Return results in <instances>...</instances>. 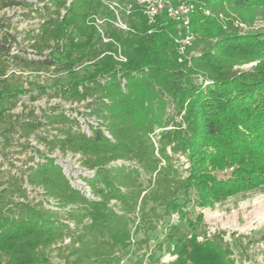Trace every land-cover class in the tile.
I'll return each mask as SVG.
<instances>
[{"label":"trees","instance_id":"obj_1","mask_svg":"<svg viewBox=\"0 0 264 264\" xmlns=\"http://www.w3.org/2000/svg\"><path fill=\"white\" fill-rule=\"evenodd\" d=\"M168 1L194 11L184 55L173 41L183 34L177 23L160 14L149 25L134 0H42L29 14L40 18L36 29L25 33L34 57L19 55L0 17V121L21 95L7 89L15 63L67 76L38 86L32 101L53 90L97 122L86 121L88 134L53 105L1 136L3 146L26 151L32 138L49 153L78 156L92 174L81 177L87 196L38 148L24 170L9 165L0 264H162L165 254L170 264H236L233 243L222 232L208 236L203 215L187 207L264 191V26L241 27L264 18V0ZM21 6L29 4L0 0V12ZM159 227L163 236L153 241Z\"/></svg>","mask_w":264,"mask_h":264},{"label":"rangeland","instance_id":"obj_2","mask_svg":"<svg viewBox=\"0 0 264 264\" xmlns=\"http://www.w3.org/2000/svg\"><path fill=\"white\" fill-rule=\"evenodd\" d=\"M29 6H21L18 8H6L0 12V17H4L7 21H3L2 26L8 23L10 26L2 28V31H8L12 36H15L14 47L22 57L29 54L34 57L29 49V41L25 33L29 30L36 29L39 22V16L31 13V9L42 6V0H25ZM121 14L128 15L131 12L130 6H121ZM23 13V14H21ZM27 15V16H26ZM264 26V18L262 15L255 17L251 26H241L243 31L250 29H259ZM28 56V55H26ZM251 66H241L240 69H248ZM28 71L17 67L15 63L8 66L7 70V89L11 92L19 91L21 95L16 101L15 107L6 113L3 120L0 121V160L5 162V166L0 168V190L6 182L9 181L8 169L9 165L18 169L24 170V165L29 162V157L37 155L34 152V147L38 148L42 154L50 157H55L58 161L65 164L69 170V179L75 187L81 186L80 177L83 175L77 157H59L57 153H49L35 142H29V149L23 151L16 145L3 146L1 143V136L7 135L11 129L14 121L22 119L30 112L39 114L42 109H47L53 105H60L62 109L73 116L78 117L81 129L86 131V121L91 123L92 119L86 118L82 105L70 104L61 97L53 95V90H48L46 94L37 96V99L32 101V95H36L37 87L41 85L55 86L58 83H63L67 76L64 73L45 72L23 74ZM59 85V84H58ZM1 89V85H0ZM26 91V93H23ZM23 93V94H22ZM11 131V130H10ZM40 156H35L39 158ZM30 164V163H29ZM14 173V172H12ZM3 184V186H1ZM5 187V186H4ZM35 196V195H34ZM187 210L191 212L192 217L198 213L203 215V227L208 233V236L214 233H224L223 240L227 243H233L232 258L236 264H264V191L254 190L246 194H238L228 198L220 204H216L212 208L199 209L193 204H189ZM163 227H159L155 233H151L150 237L153 239L162 238ZM249 240L252 244L248 245ZM233 241H240L234 244ZM55 261V260H54ZM173 258L169 255L161 257L160 263L170 264Z\"/></svg>","mask_w":264,"mask_h":264},{"label":"built area","instance_id":"obj_3","mask_svg":"<svg viewBox=\"0 0 264 264\" xmlns=\"http://www.w3.org/2000/svg\"><path fill=\"white\" fill-rule=\"evenodd\" d=\"M134 1L139 6H141L144 14L148 18V24L149 25H154L156 17L160 14H164L165 16H167L168 18H170L171 20H173L177 23V25L183 30V34L179 37L174 38L173 41H174V44L176 46L175 47L176 52L179 55H184L186 49L192 45V43L195 39V34L190 29L191 15L194 12L191 4L188 1H180L177 4H172L168 0H134ZM113 5H115V4H113ZM204 13L206 15H208L207 11H205ZM96 24H100V21L97 19H96ZM116 26H119V27L125 29V26L119 20H117ZM104 41H107V40H104ZM13 53H16V51L15 50L12 51V54ZM117 59L124 61L123 57L120 55L118 56ZM28 73H33V76H34V72H27V73H23V74L26 75ZM7 75H8V73L5 74V77H7ZM90 122L92 125L97 124V122L94 119H92ZM82 130L85 131L84 129H82ZM85 132L89 134V130H88L87 126H86ZM28 140L33 142L32 138L28 139ZM55 153H57V152H55ZM57 155L59 157H77L78 158V156H73V155L68 154V153L66 155H62V154L57 153ZM52 158L56 159L53 156H52ZM57 162L61 165L64 175L69 179V174H68L69 170L67 169V166L58 160H57ZM29 165H33V162H31ZM81 170H83V174H82L83 176L82 177H86V176H89L92 174L91 172L86 171L83 168H81ZM80 181H81V186L78 188L81 189L82 192H84L87 196H90L89 190L86 187V185L84 184V182L82 181L81 177H80Z\"/></svg>","mask_w":264,"mask_h":264}]
</instances>
